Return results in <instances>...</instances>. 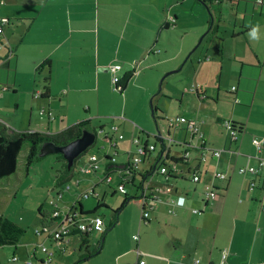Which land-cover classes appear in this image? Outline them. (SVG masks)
Returning <instances> with one entry per match:
<instances>
[{"label": "crops", "instance_id": "0c3cea01", "mask_svg": "<svg viewBox=\"0 0 264 264\" xmlns=\"http://www.w3.org/2000/svg\"><path fill=\"white\" fill-rule=\"evenodd\" d=\"M1 1L4 4L0 6V19L9 23L2 40L6 46L0 49V87L20 98L15 104L17 114L8 117L9 125L5 124L20 132L56 134L80 122L89 123L91 129L104 127L94 122L102 116L92 114L113 104L109 97L116 99L115 104L125 102L122 98L128 100L129 85L124 92L117 90L115 73L110 68L122 67L116 73L121 80L129 74H134L133 79L140 77L141 63L147 57L161 55L159 42L172 37L173 31H185L182 37L188 49L160 61L159 66L168 65L160 73L182 63L184 68L189 65V83L182 91L183 103L188 99L187 109L177 118L197 123L203 136L193 135L185 127L174 128V137L171 130L166 136L168 148L157 153L155 143L139 138L135 145L134 132L127 125H119L118 131L126 135L117 140L115 147L102 144L100 149L108 155L113 154L106 148L116 149L118 156V148H122L124 160L119 164L117 161V165L124 170L138 156L141 146L147 142L154 145L155 150L142 157L130 182L142 190L140 198L144 193L149 196L161 191V201L151 200L149 218L138 217L127 239L110 249L106 245L108 226L102 233L90 232L85 247L81 236L75 237L80 252L87 249L95 254L86 264H195L198 260L199 264H264V171L256 178L240 172V168L264 158V148L259 151L253 143L256 137L264 138V3L204 0L208 6L200 3L206 10L197 9V21H185L187 12L199 4L197 0L195 4L191 0ZM254 26L258 27V36L251 39L248 32ZM201 38L202 43L190 53ZM10 53L13 56L8 60ZM46 61L50 67L38 72ZM48 78L49 96L44 98L41 94ZM1 84L10 85L11 90L4 91ZM237 99L241 102L236 103ZM1 100L4 103L0 102V110L9 98L1 96ZM22 103L29 119L20 115ZM224 120L243 126L237 140L223 125ZM107 137L113 136L104 134L102 140ZM210 148L221 150L219 158L208 152L207 160L200 161L202 153ZM186 150L191 151V156L184 161ZM143 162L149 166H142ZM165 165H177L178 173L169 179L162 175L161 179L154 178L159 175L156 169ZM219 172L226 179L217 177ZM194 173L200 176L199 182L193 181ZM119 174L121 183L124 172ZM95 176L98 181L92 189L98 195L96 188L102 174ZM138 178L141 181L137 184ZM252 179L257 180L253 190ZM143 184L149 187L147 193ZM55 188L50 195L61 190ZM210 190L217 191L219 198H208ZM179 197L186 198L185 206L173 203ZM74 198L65 204H71ZM81 202L85 211L91 212ZM194 209L202 213L195 214ZM102 234L105 239L101 247L93 251L96 236ZM71 238L53 241L56 249L67 253Z\"/></svg>", "mask_w": 264, "mask_h": 264}, {"label": "rangeland", "instance_id": "374dc122", "mask_svg": "<svg viewBox=\"0 0 264 264\" xmlns=\"http://www.w3.org/2000/svg\"><path fill=\"white\" fill-rule=\"evenodd\" d=\"M197 1L191 0L193 4ZM200 3L201 2L196 5V9L191 8L187 12L188 15L186 13L187 17L184 18V20L186 19L185 21H197V9L201 8L206 10L205 6L200 5ZM207 12L209 13V10H207ZM184 33L185 31H173V38L170 36L168 39L163 38L161 42H159L158 47H160L159 50L161 51V55H152L141 63L138 69L139 73L142 75L137 78L135 77V79L130 82L127 90L128 100L122 98L125 102L119 101L115 104L116 99L113 100V98L109 97V101L114 103L107 107H101L99 108L100 111L98 109L97 112L92 114L94 116H102L99 119L95 118L94 122L98 127L103 123L105 128L101 132L102 134L98 136L95 144L77 159V165L74 170L75 175L71 182L80 180V187L72 185L74 190L73 192H67L65 194V202H69L75 196L78 197L81 193L88 191L90 198L84 200L87 210L94 212L99 203L102 204L103 207L99 208L91 215L103 217L106 222V228L107 226L109 227L106 243L107 249L114 247L119 241L127 239L130 231L129 228L138 217L139 219L141 218V206L138 207L136 204H130L118 215L116 211L122 207L126 198L125 194L118 190V185L120 183L119 176L117 174L114 175L112 184L100 183L96 188L98 193V195H96L92 192V186L95 185L98 178L95 174L86 175L82 171V168L87 162L88 157L93 153L98 155L105 154L104 150L100 149L103 146L102 137L104 134L110 137L113 136L115 140L114 143L120 139V133L124 134L123 136L126 135L124 131H117L114 133L112 130L114 126L119 128V125L122 127L127 125V127L131 129V132L135 134V145L139 138L145 141L149 135V142L155 143L158 146L157 153L163 150V144L157 137L159 125L154 117L153 107L157 106L161 109L162 112H159V115L164 118L168 115L170 120L177 119L180 113L186 111L188 99H185L183 103L182 91L184 89L183 86L189 83V79H187V68L190 67L188 65L184 68V63H182L178 68H172L164 74H161L160 70H162L164 66L166 69L168 65L166 66V63H163V65L159 66V64L161 63L160 61L170 56L169 54L172 55L178 51L188 49V44L183 43L182 35H184ZM165 35H168V33L165 32ZM198 43L191 48L190 53L196 49ZM153 62L156 64L154 65ZM181 67L182 69L180 70ZM161 75L163 76L161 77ZM13 95L14 94L10 92H3L0 87V97L3 96L4 98L6 96V98H9L7 105L0 110V121L4 123H7L6 119H8V117H14L15 114H17V107L15 104L16 102H20V98L14 95L16 98L15 101V98L10 97ZM21 100L25 101V98H21ZM0 102L4 103L3 100ZM21 114L25 119L26 117L29 119L28 112L25 111L23 103L20 115ZM169 119L167 120L166 117L162 122V126L166 133L165 136H168L169 130H171L174 137L176 131L174 128L170 127ZM28 124L29 121L27 122V125ZM134 128H136L135 131ZM100 130L101 129L98 131ZM173 143L175 144V141H173ZM173 146L174 149H177V147H175L176 145ZM28 150L29 145H26L20 156V166L17 174L0 183V214L5 215L25 229V234L20 238L19 244L6 245L0 248V264H47L45 260L50 257V254L53 255V262L51 264H75L81 255L87 253L86 249L80 252L78 249L79 247L75 245V241L78 239L75 237L80 236H73L71 238L73 240L72 245L67 253H60L56 249L58 247L54 244L53 240L51 241L45 236L39 237L36 234L37 229H41L44 225L51 223L49 218H46L42 223L40 210L44 209L46 215L47 212L49 213L53 210L49 201H51L54 194L50 195V192L56 189V180L62 175L61 172L65 170L66 160L60 154H51L38 158V160L26 170V155L28 154ZM115 150L116 149H110L109 147L106 148V151L113 155L116 154ZM117 159L118 164L124 160L122 148H118ZM144 162L142 166L145 165ZM146 163L145 166L148 167L149 163ZM100 172L103 177L104 171L101 170ZM155 177L161 179V175L154 176V178ZM140 181L141 179L138 178L137 184L140 183ZM126 186L129 195L140 196L142 194V190H140V188L137 189L138 187L136 188V186L131 185V183H127ZM48 197H50L49 201L47 200ZM118 221H120V223ZM52 228H54V225H52ZM92 236H94V233H91V237ZM96 238V244L94 243L95 247L91 248L93 251L101 247L102 240L105 239L104 234L96 236ZM44 247L48 248V253L43 251ZM36 254L37 256H35ZM14 257L17 258L15 262L12 261Z\"/></svg>", "mask_w": 264, "mask_h": 264}, {"label": "built area", "instance_id": "2783aa9c", "mask_svg": "<svg viewBox=\"0 0 264 264\" xmlns=\"http://www.w3.org/2000/svg\"><path fill=\"white\" fill-rule=\"evenodd\" d=\"M256 3L263 4L264 0H256ZM4 2L0 0V6L3 5ZM9 23L7 19H0V49L6 46L4 44L3 37L5 36V26ZM12 53H10L8 60L12 58ZM122 67L120 65L112 66L110 69L115 73L114 76V83L117 84L120 81V77L116 75L117 71L120 70ZM5 90L7 88H4ZM39 95V93L37 94ZM241 101L239 99L236 100V103H240ZM45 111L42 112V115H45ZM51 117H53L52 113L50 114ZM223 125L225 128L229 131L231 136L236 139L237 138V131L234 130L233 122L231 120H224ZM170 126L173 128L180 129L182 127H185L188 131H190L193 135H201L200 127L197 123L190 121L186 118H177L174 120H170ZM113 132L116 133L119 129L117 126L113 127ZM123 138V135L120 136V139ZM140 141L138 140L137 143ZM254 145L258 148L259 151H262L264 148V138H254L253 139ZM109 145L112 147H115V143L113 141H109ZM149 151L155 150V146H149ZM144 152V146H141L138 150V156H135L132 160L129 161L127 164V167L123 170V180L118 185V190L123 193L127 194V186L126 183L129 182L132 177L135 174V169L138 167L140 162H142ZM208 152L212 153V155L215 158H219L221 155V150L219 149H208V151H205L200 156V161H206L208 158ZM191 156V152L189 150H186L183 156L184 160H189ZM117 154L115 155H108L105 153L104 155H98V154H92L88 157L87 162L82 168V171L86 175H93L96 173H99L101 170L104 171V176L101 178V183L106 184H112L114 181V175L113 171L118 170L116 168L117 164ZM111 165L112 169H110L109 172L105 171V167ZM177 165H174L172 167L168 166H161L156 171L157 174L165 176L166 179H169L171 175L178 173ZM264 171V158L260 157L258 158V162L255 165H249L247 167L240 168V172L242 174H249L253 177H258L262 174ZM193 181L199 182L200 176L197 174H193ZM217 177L221 179H226V175L224 173H217ZM72 185H76L77 187H80V180H77L76 182H73L71 184H68L62 188V190L57 191L51 198L50 204L53 208V210L50 212V224H46L43 226V228L38 229L36 231L37 236L39 237H47L48 239H51L53 241H59V240H68L78 232L80 233H86V232H92L96 231L99 233H102L106 230V223L103 217L101 216H91L86 219H78V211L76 209L77 204L81 201H84L90 197L89 192L85 191L84 193H81L78 197L75 196L74 200L71 202V204H65V194L67 192H73ZM257 187V180L252 179V182L250 183V189L253 190ZM149 190L148 185L145 186V192L147 193ZM92 192L94 193V189H92ZM161 191H154L151 193V195H147L144 193V199L141 200L143 210H142V219L147 220L150 216V212L147 209L150 206L151 200L161 201ZM208 198L216 200L219 198V193L214 190H210L207 192ZM173 203L175 205L183 207L186 204V198L185 197H179L178 199L174 200ZM173 212V210H171ZM193 212L195 214H201L202 211L199 209H194ZM52 225H54V228H52ZM136 240L140 239L139 235L135 236ZM45 253H48V248L44 247L43 250ZM52 254H50V257H48L45 260V263L50 264L52 262ZM17 258L14 257L12 261H16ZM199 260L196 261L195 264H199Z\"/></svg>", "mask_w": 264, "mask_h": 264}, {"label": "trees", "instance_id": "16d2710c", "mask_svg": "<svg viewBox=\"0 0 264 264\" xmlns=\"http://www.w3.org/2000/svg\"><path fill=\"white\" fill-rule=\"evenodd\" d=\"M199 2L203 3L205 6H208V3L205 2L204 0H198ZM45 67H50V62L46 61L44 62L38 69V72H40L41 70H43ZM11 70V68H9ZM134 77V74H129L127 76H125L122 80L120 78V81L117 83V90H119L120 92H124L128 85L130 84V82L132 81ZM51 79L48 78L47 80H45L44 82V91L42 92L41 96L42 97H48L49 96V87L48 85L50 84ZM1 86L3 87V89L6 87L7 90H11V86L7 85V84H1ZM159 112H162L161 109H159L157 106L153 107V114L154 117L156 119V121L158 122L159 128L160 130H162V135L158 137V139L160 141H162V143H166L169 138H167L165 136V133L162 129V122L164 119H166V117L164 118L163 116L159 115ZM168 120V118H167ZM170 120V119H169ZM233 126H234V130L237 131L238 135L241 134L243 132V126H239L237 123L233 122ZM100 129H104V127L100 128ZM92 131L95 134H98V130L97 129H91L89 127V123L87 122H80L76 125H73L59 133L56 134H50L47 133L45 131H27V132H20V131H16L13 130L12 128H10L9 126H7L4 122L0 121V183H2L4 180L12 177L13 175L17 174L19 166H20V156L21 153L24 149V147L26 145H29V150H28V154L26 155V170H28L30 168V166L36 161L38 160V158H40V150L41 147L47 143V142H52L57 146H65L73 141H75L76 139L80 138L84 131ZM237 135V138H238ZM234 139V140H237ZM149 139V135L147 136V139ZM113 141V137L112 138H104L102 140V144L104 145H108L109 141ZM114 142V141H113ZM148 142L144 144V152H143V157L146 156V154H148L150 151L148 150ZM168 147V145H167ZM62 157L63 155L60 154ZM64 158V157H63ZM184 160V159H183ZM183 160H175V162H183ZM185 161V160H184ZM187 161V160H186ZM77 162V160H76ZM77 163H75L74 167L72 169L68 168V162L66 161L65 163V170L62 171V175L58 177V179L56 180V187L57 188H62L70 183L75 175V167H76ZM166 166V165H165ZM118 167V165H117ZM110 167H107V171H110ZM157 170V169H156ZM123 171L118 167V170H116L115 175H120L119 173ZM135 175V174H134ZM133 175V176H134ZM144 177V176H143ZM171 177V176H170ZM127 183H131L130 181ZM126 183V185H127ZM106 184V183H103ZM131 185L134 186V183H131ZM145 186L146 184L142 185L143 189L145 190ZM53 191V190H52ZM59 191V190H58ZM57 191H54L53 194H55ZM154 192V191H153ZM126 198L124 200V204L122 205V207L116 211L117 214L119 215L122 210L130 205V204H136L138 207L142 206V202L141 200L144 199V196H142L140 198V196H131L128 193L125 194ZM103 207L102 204L99 203L98 207L95 209L94 212H86L85 208L82 204V202H79L77 204V211H78V219H86L88 217H91L93 213H95L99 208ZM142 211V209H141ZM40 215L43 218V222L44 220L47 218H49V213L40 210ZM25 234V229L22 228L21 226H19L17 223L13 222L10 218L6 217L3 214H0V248L4 247L6 245H17L20 242V238ZM81 236V241L83 242L82 247L87 246V238L90 236V232H86V233H80L78 232L77 234H75L74 236ZM59 241H64V240H59ZM57 241V242H59ZM103 241V240H102ZM87 250V249H86ZM95 254L91 253L87 250V253L84 255H81L79 260L75 263V264H83L86 263L88 261H90L93 256ZM51 264V263H50Z\"/></svg>", "mask_w": 264, "mask_h": 264}, {"label": "water", "instance_id": "95a60500", "mask_svg": "<svg viewBox=\"0 0 264 264\" xmlns=\"http://www.w3.org/2000/svg\"><path fill=\"white\" fill-rule=\"evenodd\" d=\"M203 38L199 41L198 45L202 43ZM195 51V50H194ZM182 67L180 68V70ZM171 74V73H170ZM162 135V130L158 128V136ZM97 135L92 131H84L83 135L76 139L75 141L65 145V146H57L52 142L45 143L40 150V156L45 157L51 154H62L64 159L68 162V168L72 169L76 163V160L83 154H85L90 147L95 144L97 141ZM162 142V141H161ZM163 144V143H162ZM163 147H166V144H163Z\"/></svg>", "mask_w": 264, "mask_h": 264}, {"label": "clouds", "instance_id": "9594fccd", "mask_svg": "<svg viewBox=\"0 0 264 264\" xmlns=\"http://www.w3.org/2000/svg\"><path fill=\"white\" fill-rule=\"evenodd\" d=\"M248 36L251 39H256L258 36V27L257 26L251 27L250 31L248 32Z\"/></svg>", "mask_w": 264, "mask_h": 264}, {"label": "bare ground", "instance_id": "6f19581e", "mask_svg": "<svg viewBox=\"0 0 264 264\" xmlns=\"http://www.w3.org/2000/svg\"><path fill=\"white\" fill-rule=\"evenodd\" d=\"M4 90H5V89H4ZM169 122H170V120H169ZM93 133H94V132H93ZM100 134H101V131H98V134H96V135H97V138H98V136H100ZM166 143H167V142H166ZM166 143H165V144H166ZM163 148L167 149V148H168V147H167V144H166V147H163ZM190 152H191V151H190ZM108 167H110V168L112 169V166H111V165H109ZM160 167H161V166H160ZM116 168H118V167H117V164H116ZM157 170H158V169H157ZM157 170H156V171H157ZM106 171H107V170H106ZM114 172H116V170L112 172L113 175L115 174ZM156 174H157V173H156ZM192 175H193V174H192ZM144 185H145V184H143V187H144ZM142 210H143V209H142ZM49 217H50V213H49ZM49 219H50V218H49Z\"/></svg>", "mask_w": 264, "mask_h": 264}]
</instances>
